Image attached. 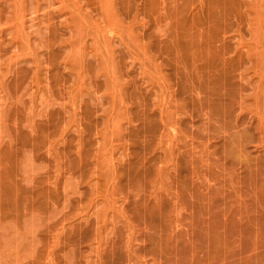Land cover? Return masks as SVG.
Here are the masks:
<instances>
[{
    "label": "rangeland",
    "instance_id": "1",
    "mask_svg": "<svg viewBox=\"0 0 264 264\" xmlns=\"http://www.w3.org/2000/svg\"><path fill=\"white\" fill-rule=\"evenodd\" d=\"M0 263L264 264V0H0Z\"/></svg>",
    "mask_w": 264,
    "mask_h": 264
},
{
    "label": "bare ground",
    "instance_id": "2",
    "mask_svg": "<svg viewBox=\"0 0 264 264\" xmlns=\"http://www.w3.org/2000/svg\"><path fill=\"white\" fill-rule=\"evenodd\" d=\"M37 258V257H36ZM4 260V259H3ZM3 260H2V263H3ZM41 260V259H40ZM2 263H0V264H2ZM22 263H23V261H22ZM5 264V263H4ZM7 264V263H6ZM17 264H19V263H17ZM26 264V263H25Z\"/></svg>",
    "mask_w": 264,
    "mask_h": 264
}]
</instances>
